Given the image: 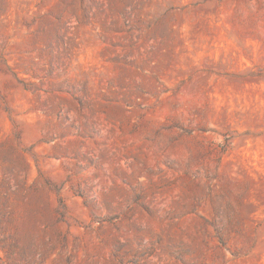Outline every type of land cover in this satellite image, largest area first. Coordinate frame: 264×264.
<instances>
[{
  "label": "rangeland",
  "instance_id": "obj_1",
  "mask_svg": "<svg viewBox=\"0 0 264 264\" xmlns=\"http://www.w3.org/2000/svg\"><path fill=\"white\" fill-rule=\"evenodd\" d=\"M0 264H264V0H0Z\"/></svg>",
  "mask_w": 264,
  "mask_h": 264
}]
</instances>
